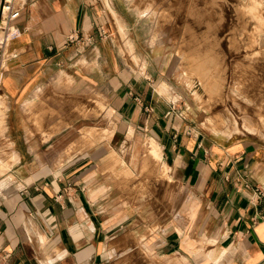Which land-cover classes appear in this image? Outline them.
<instances>
[{
  "label": "crops",
  "instance_id": "0c3cea01",
  "mask_svg": "<svg viewBox=\"0 0 264 264\" xmlns=\"http://www.w3.org/2000/svg\"><path fill=\"white\" fill-rule=\"evenodd\" d=\"M106 9L104 0H37L17 22L21 35L7 48L16 57L4 65L0 87L10 106L51 114L4 117L3 134L19 161L0 182V264H264V144L187 123L191 113L169 112L150 76L119 72L112 82L115 117L124 125L119 147L111 149L125 159L118 153L103 159L108 144L97 145L94 152L104 151L98 156L69 157L68 139L59 138L82 119L75 112L85 102L81 88L108 86L107 40L83 54L108 29ZM96 50L99 69L88 63ZM82 59L88 64L81 66ZM63 69L74 72L76 84L67 103L57 96ZM23 135L35 136L29 162ZM147 138L150 153L158 146L162 160L149 158L146 194L140 172ZM44 148L50 159L40 157ZM28 166L35 169L23 188ZM157 182L164 183L158 194ZM157 197H173L178 206L157 217Z\"/></svg>",
  "mask_w": 264,
  "mask_h": 264
},
{
  "label": "rangeland",
  "instance_id": "374dc122",
  "mask_svg": "<svg viewBox=\"0 0 264 264\" xmlns=\"http://www.w3.org/2000/svg\"><path fill=\"white\" fill-rule=\"evenodd\" d=\"M104 3L108 29L102 30L100 38L94 39L83 54L92 53L97 41L107 40L102 64L107 69L108 86L102 91L93 86L81 88L79 98L85 102L77 104L75 112L82 114V119L59 138L68 139L69 157H95L104 153L94 152L97 145L108 144L103 159L116 157L117 153L125 159V152L111 149L119 147L118 131L124 125L115 117L114 83L119 72L129 79L150 76L156 96L169 102V112L191 113L187 115L189 124L223 137L249 138L264 144V0H122L119 8L113 0ZM91 58L88 63L99 69V51ZM85 60L82 59L81 66L88 64ZM73 74L68 69L59 72L57 96L64 103L71 101L76 88ZM65 107L69 109V105ZM6 114L51 112L39 111L35 105L28 109L19 104L10 106L0 87V182L12 175L10 170L19 161L3 134ZM34 138L23 135V156L27 162L35 159V149L27 150L35 146ZM150 141L145 140L141 156L146 166L140 172L141 180H145L140 186L146 194L147 179L153 175V161L149 158L162 160L158 146L154 145L150 153ZM44 149L40 157L50 159L52 153ZM26 169L23 188H28L26 177L35 167ZM154 173L164 179V173ZM162 184L156 183L157 194ZM143 202L148 203L147 196ZM155 203L157 217L162 218L164 215L159 213L164 207L172 213L178 206L173 197H157Z\"/></svg>",
  "mask_w": 264,
  "mask_h": 264
},
{
  "label": "built area",
  "instance_id": "2783aa9c",
  "mask_svg": "<svg viewBox=\"0 0 264 264\" xmlns=\"http://www.w3.org/2000/svg\"><path fill=\"white\" fill-rule=\"evenodd\" d=\"M34 1L37 0H0V76L6 62L16 57L8 53L7 48L21 35L17 22L28 4Z\"/></svg>",
  "mask_w": 264,
  "mask_h": 264
},
{
  "label": "bare ground",
  "instance_id": "6f19581e",
  "mask_svg": "<svg viewBox=\"0 0 264 264\" xmlns=\"http://www.w3.org/2000/svg\"><path fill=\"white\" fill-rule=\"evenodd\" d=\"M15 157H16V155H15Z\"/></svg>",
  "mask_w": 264,
  "mask_h": 264
}]
</instances>
